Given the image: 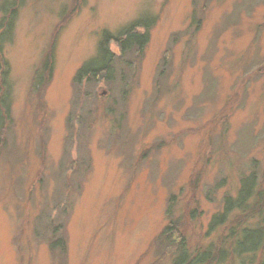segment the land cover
<instances>
[{
    "label": "rangeland",
    "instance_id": "rangeland-1",
    "mask_svg": "<svg viewBox=\"0 0 264 264\" xmlns=\"http://www.w3.org/2000/svg\"><path fill=\"white\" fill-rule=\"evenodd\" d=\"M13 6H0V264H171L154 244L168 206L193 247L216 241L211 218L243 176L264 192V0ZM145 17L142 52L109 45L112 81H73L104 30Z\"/></svg>",
    "mask_w": 264,
    "mask_h": 264
},
{
    "label": "trees",
    "instance_id": "trees-1",
    "mask_svg": "<svg viewBox=\"0 0 264 264\" xmlns=\"http://www.w3.org/2000/svg\"><path fill=\"white\" fill-rule=\"evenodd\" d=\"M13 5L14 0H6L0 6L4 11L9 10V14L14 15L16 8ZM155 22L156 17L137 18L123 26L116 34L104 30L98 42L96 54L81 65L73 81L77 83L82 82L83 79H91L97 82L112 81L117 63L109 45L111 43L116 45L121 56L135 50L142 52L144 44L149 39V30ZM11 24L9 21L4 31L1 32L0 38L2 35L8 34ZM139 28H143V32H140ZM48 64L46 59L43 72L47 71L48 78H50L52 69L48 67ZM6 72L7 70H4L0 74L3 86L4 81H6ZM4 89L5 93L0 97V103H5V114H8L10 87L7 85L4 86ZM1 119L0 116V124ZM252 199L254 201H251ZM263 199L264 192L258 189V177L252 173L243 176L236 194L234 196L226 195L223 200L222 211L211 218L209 224L211 231L223 227L216 241L193 247L189 245L184 233L181 234L179 231L181 217L172 220L169 211L170 206H168L166 215L169 216V223L156 236L154 244L159 248H165L163 251L165 255L172 256L171 264H234L235 262L238 264H264ZM251 216L256 217V222L251 221ZM57 245L60 249H65V241L62 236L54 238L51 243L49 242V246L53 250L58 247ZM259 252H262V255L258 258Z\"/></svg>",
    "mask_w": 264,
    "mask_h": 264
}]
</instances>
